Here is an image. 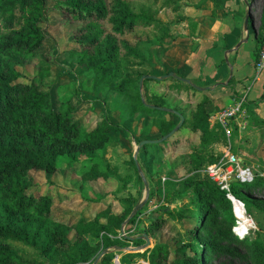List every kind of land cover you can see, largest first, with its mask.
<instances>
[{
    "label": "trees",
    "instance_id": "1",
    "mask_svg": "<svg viewBox=\"0 0 264 264\" xmlns=\"http://www.w3.org/2000/svg\"><path fill=\"white\" fill-rule=\"evenodd\" d=\"M49 10L60 11L65 21L76 24L70 35L71 47L57 49L47 34L44 25ZM103 21L109 31L104 29ZM173 23L155 19L150 8L135 10L128 0H113L110 6L106 0H0V264H92L98 256V264H113L115 256L120 264H136L140 259L148 264H208L209 252L225 251L217 239L203 243L199 240L205 225L217 224V217L223 222L235 220L226 190L205 173L204 178L199 177L200 167L217 162L221 155L213 154L210 146L227 140L218 124L210 126L206 110L209 99L202 96L186 117L182 110L171 107L164 95L149 92L147 84L169 79L167 89L178 93L188 87L197 92V88L174 73L166 78L147 77L140 84L141 76L155 75L150 57L127 42L124 52L119 45V37L138 25L156 29L154 41L148 38L150 46L175 38L170 36ZM263 31L264 6L255 36V56ZM61 53L89 78L95 96L90 103L110 102L111 108L120 112L121 123L136 114L149 118L148 127H155L157 138H161L178 124L170 117L174 115L183 118L174 133L185 129L199 135L198 144L189 154L196 172L183 179L185 188L192 187L194 192L192 207H184L179 213L190 220L183 236L177 234L171 242L145 246L147 234L153 235L166 223L167 218L161 214L148 219L141 235L129 238L122 234L125 224L137 221V211L146 205L143 202L136 204L131 213L128 207L120 212L105 208L96 211L91 219L79 217L65 223L54 218L49 195L31 191L33 179L29 171H42L49 177L58 170L59 163H64L63 159L67 165L78 164L81 159L88 162V166H82L83 180L109 178L111 171L108 165L100 167L99 157H103L120 129L127 131L123 124L105 115L86 127L75 112L88 100L80 96V88V95L73 92L56 97L55 87L42 82L50 75L47 66H39L30 80L21 79L20 67L41 54L54 62ZM233 130L236 132V125ZM143 140L153 139L136 138L137 142ZM167 141L168 138L144 142L141 148L146 155L149 148L162 150ZM132 165L136 168L134 160ZM257 184L255 178L248 184L232 181L229 190L243 205H249L258 200L240 191L242 186ZM127 240L133 242L132 247L125 244ZM245 241L249 242L255 264H264V244L258 238Z\"/></svg>",
    "mask_w": 264,
    "mask_h": 264
},
{
    "label": "rangeland",
    "instance_id": "2",
    "mask_svg": "<svg viewBox=\"0 0 264 264\" xmlns=\"http://www.w3.org/2000/svg\"><path fill=\"white\" fill-rule=\"evenodd\" d=\"M112 1L106 0L109 6ZM128 1L135 10L142 6L150 8L154 18L164 22L176 21L182 14L180 12H184L185 8L184 0ZM165 2H170V4L163 5ZM263 5L264 0H249L248 2L249 15L256 29L259 25L260 9ZM174 6H178V10H173ZM181 26L180 24L172 25L171 31H177L176 28ZM44 27L47 34L55 42L57 49L62 50L72 46L70 35L76 28V24L65 21L60 11L49 10L48 20ZM103 27L109 31L106 21H103ZM156 35V29L152 25L135 26L132 32L119 37L121 51L124 52V42H127L148 57V52L151 50L148 38L154 41ZM249 44L247 42L244 47L248 48ZM246 58L247 56L244 55L242 60ZM39 66L49 67L50 75L44 77L42 82L45 85L55 87L56 97L71 95L73 92L80 95V91L78 92V88H81L80 82L81 80L85 82L84 79H88L82 69L70 64L65 53L57 55L54 62L48 60L43 54L39 55L28 65L18 69L22 74L21 79L28 81L33 78ZM144 68L148 70V68ZM152 69L156 74L160 72L156 66ZM169 82V79L159 83L150 81L147 84L148 91L164 95L171 107H177L188 117L197 100H199L196 98L197 95L189 87L179 93L169 90L166 87ZM82 86H85V83ZM257 88L258 83L253 85L251 93H255ZM84 92L86 97L83 96L88 101L83 102L75 114L88 127L93 126L101 118V114L97 111L99 107H94L90 103L91 99L86 95L88 91L84 90L83 94ZM80 96L82 97V95ZM170 117L179 123L180 119L174 115ZM242 120L245 123L243 129L240 130L236 127V132H233L232 126L231 134L225 144H212L210 150L213 154H221L220 150L225 147L224 145H228L230 151L239 158V165L259 164L256 171L258 175L255 177L258 184L242 186L243 191H240L256 198L258 202L246 204L244 209L241 208L245 219L249 221L248 226L243 225V218L239 219L238 213L241 212L239 208L238 210L232 209V215L235 219L233 223L223 222L220 217H217V224L205 225L199 235V240L203 243L207 239H217L218 244L226 248L222 252H209L208 264H255L250 257L249 242L245 240L258 238L264 244V161L257 155L264 144V123L256 117H252L251 114H247V111L244 112ZM121 124L126 127L127 131L120 129L116 133L115 139H112L107 147L105 156L99 157L100 167L104 168L105 165H108V170L111 171L109 178L83 180L81 178L84 170L82 166H88V162L81 159L78 164L68 163L67 165L63 159L64 163H59V165L57 163L58 170L49 177L42 171L30 170L29 175L33 179L31 191L49 195L52 198L54 218L65 223L73 222L79 217L91 219L96 211L105 208L113 212H120L128 207L129 213H131L136 209V204L146 203L141 210L139 209V212L137 211V221L133 224L124 225L122 234L129 238L141 235L148 219L161 214L167 218L166 223L159 231L153 235L148 233L145 238L149 239L150 244L163 241L171 242L177 234L183 236L187 227L190 226V220L180 217L179 213L184 207H192L194 192L192 187L185 188L183 179L196 172L189 154L192 147L198 144L199 135L182 129L178 133H174L176 135L168 137V141L162 146V150L155 147L149 148L147 154L144 155V149L140 145L141 141L137 142L136 138L144 135L150 137L155 134L153 133L154 129L149 131V134L147 132L150 125L149 118H143L136 114L131 119L122 121ZM121 134L123 135L120 136ZM220 157L221 155L217 162ZM82 160L83 162H81ZM133 160L136 168L132 165ZM206 165L207 163H204L200 167V179L204 178V173L207 175L205 172ZM249 189L250 191H248ZM125 244H128V247L133 246L131 240L125 241ZM99 257L92 264H98ZM140 261L142 259L138 263Z\"/></svg>",
    "mask_w": 264,
    "mask_h": 264
},
{
    "label": "crops",
    "instance_id": "3",
    "mask_svg": "<svg viewBox=\"0 0 264 264\" xmlns=\"http://www.w3.org/2000/svg\"><path fill=\"white\" fill-rule=\"evenodd\" d=\"M248 2L184 0V12H180L183 17L172 24L182 26L174 32L171 31L172 25L170 27V36L176 37L164 39L160 44L151 46L148 52L152 67L160 69L158 74L154 71L156 77L164 78L165 72L174 73L176 77L189 80V84L197 88L196 98L206 96L209 99L206 110L210 126L214 124L219 111L239 98L244 99L247 114L264 123V67L257 74L254 67L257 47L255 36L260 27V13L256 29L249 15ZM247 42L250 44L245 48ZM244 55L247 58L242 60ZM84 81L80 82L81 95L85 96L83 91H88L86 95L92 101L95 96L90 90V80ZM84 83L85 86H82ZM257 83L258 88L255 93H251L253 85ZM109 103L101 101L92 105L99 107L97 111L101 115L110 119L113 117L111 121L120 123V112L113 110ZM148 129V134L154 129L152 139H158L156 128L150 126ZM257 155L264 161V144ZM248 167L254 172L255 178L259 164H250Z\"/></svg>",
    "mask_w": 264,
    "mask_h": 264
},
{
    "label": "built area",
    "instance_id": "4",
    "mask_svg": "<svg viewBox=\"0 0 264 264\" xmlns=\"http://www.w3.org/2000/svg\"><path fill=\"white\" fill-rule=\"evenodd\" d=\"M254 67L256 74L264 67V31L261 41L258 44ZM244 103L243 98L234 99L231 105L219 111L214 118V123L220 126L227 139H229L228 137L231 134L232 126L236 125L240 130L245 127V123L242 120L244 112L246 113ZM224 146L225 147L220 150V160L215 163L207 164L205 172L209 179L215 182L220 189L226 190V196L231 200L234 210H238L239 207L244 209L243 203L230 193L229 183L232 181L246 184L251 183L254 181V173L250 167L239 165V158L230 151L228 145ZM113 264H120L117 256L113 258ZM136 264H148V262L142 260Z\"/></svg>",
    "mask_w": 264,
    "mask_h": 264
},
{
    "label": "water",
    "instance_id": "5",
    "mask_svg": "<svg viewBox=\"0 0 264 264\" xmlns=\"http://www.w3.org/2000/svg\"><path fill=\"white\" fill-rule=\"evenodd\" d=\"M170 75H172L171 72H169V73H168L167 75H165L164 77H166V76H170ZM147 77H151V78H154V79H157V78H158V77H156V76H154V75H143V76L140 77V80H139L140 84H141L142 80H143L144 78H147ZM177 78L180 79V80L185 81L186 83H189V80H187V79H183V78H180V77H177ZM161 109H164V108H161ZM182 120H183V118L180 117V121H179V123H178V124L175 126V128H174L172 131H170L168 134H166V135H164V136H162L161 138L156 139V140H143V141L140 142V145H142L144 142H149V141H160V140L167 139L168 137H170V136L175 132V130H176V129L178 128V126L181 124ZM149 243H150L149 239L146 238L145 246L149 245ZM96 259H97V258H96ZM95 261H96V260H95Z\"/></svg>",
    "mask_w": 264,
    "mask_h": 264
},
{
    "label": "bare ground",
    "instance_id": "6",
    "mask_svg": "<svg viewBox=\"0 0 264 264\" xmlns=\"http://www.w3.org/2000/svg\"><path fill=\"white\" fill-rule=\"evenodd\" d=\"M239 210L241 211V212L238 213V217H239V219H240V218H241V219L243 218V220H244V221L242 220V221H243V222H242L243 225L248 226V225H249V221L245 219V217H244V215H243L244 212H242V210H241L240 207H239Z\"/></svg>",
    "mask_w": 264,
    "mask_h": 264
}]
</instances>
